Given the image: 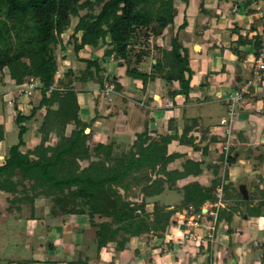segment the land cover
Segmentation results:
<instances>
[{"label":"trees","instance_id":"16d2710c","mask_svg":"<svg viewBox=\"0 0 264 264\" xmlns=\"http://www.w3.org/2000/svg\"><path fill=\"white\" fill-rule=\"evenodd\" d=\"M231 1L232 5L238 2L250 5L249 0ZM178 2L187 4L188 0H0V85L4 84L7 73L15 86L12 114L18 128L17 141L10 144L0 161V192L9 194L6 196L9 213L28 204L34 218L36 200L49 198L50 215L62 218L84 215L89 225L96 228L97 250L112 243L119 251L126 248L131 237L142 233L162 238L174 222L173 214L189 206L201 212L205 202H216L214 189L219 180L214 179V184L209 186L197 181L186 183L180 194H176L181 196L177 204L172 207L161 204L156 197L179 189L175 186L177 179L199 174V163L188 159L181 171L167 170L175 157L167 153L168 136L152 139L143 132L127 150L115 148V142L92 144L91 121L79 115L78 84L97 81L103 86L105 80H110L115 87L118 85L114 77L103 75L105 70L100 65L103 58L81 57L78 53L86 46H102L104 57L125 59L134 38L157 35L172 26ZM199 2L203 7L205 0ZM72 17L77 18L74 26H71ZM184 24L185 21L180 26ZM248 28L254 32L252 35L239 34L240 26L231 28L237 37L231 42L230 50L238 59L247 56L240 46L252 45L256 58L264 45V23L261 28L254 24ZM64 34L83 67L65 68L59 75L57 49H65ZM170 44L164 78L177 80L179 89L174 94L187 96L188 58L181 52L183 46L177 36L171 37ZM158 64L157 61L155 65ZM127 72L137 78L144 76L133 70ZM30 81L37 83L32 94L36 93L38 100L25 113L18 108L23 95L18 90ZM7 101L6 92L1 91L3 112ZM40 113L39 141L32 148L22 150L28 129L25 122ZM68 125L72 128L67 133ZM4 134V125L0 123V141ZM233 159L231 154L229 165ZM83 162L86 163L82 165ZM227 190L223 186L226 204L218 209L216 223L231 222L233 215L240 213L239 205H243L240 193H227ZM249 198L241 215L262 216L264 235V189L259 197ZM149 203L152 208L147 210ZM261 260L264 262V249ZM210 261L211 258L208 264Z\"/></svg>","mask_w":264,"mask_h":264},{"label":"crops","instance_id":"0c3cea01","mask_svg":"<svg viewBox=\"0 0 264 264\" xmlns=\"http://www.w3.org/2000/svg\"><path fill=\"white\" fill-rule=\"evenodd\" d=\"M261 1L263 0H255L259 5ZM199 3V0H188L187 4H177V13L172 26L167 27L162 33L157 35H148L146 38H134V42L130 45L128 56L125 59L117 58L113 55L104 57L103 47L101 46L96 48L86 46L83 48L78 55L81 57L103 58L104 60L100 63L105 70L103 75L114 77L118 86L115 87L112 100L108 102L102 95V85L97 81L78 84L79 115L83 120L91 121L93 131L91 139L93 141L106 143L108 136H112L111 139L113 141L118 136H121L124 139L123 141L128 144L126 150L143 132L152 139L168 136L166 137V150L168 154L172 153L175 157L168 163L166 169L181 171L183 163L188 159L198 162L201 169L197 175L190 174L184 178L177 179L176 188L180 189L186 183L193 181H197L203 186H209L214 184L215 180H219V185L222 180L225 181L226 177L229 183H233L230 180L240 174L249 173L251 182L253 181L252 188L255 191V198H257L260 190L264 189V71L255 86L251 88L250 93L244 95L238 104L229 147V156L231 154L234 155V159L230 165L228 162L224 164L220 149V143L223 141L219 140L221 131L214 123V112H211L214 107H212L211 103L217 100L221 105L227 107L223 96L238 88L242 80L244 64L249 68V72L252 70L255 60L253 57L254 48L250 44L240 46V50L247 54L241 60L230 50L231 42L237 37L234 34L231 40L225 39V36L230 37L231 35V32L227 30L231 24L227 21L226 13L231 7V2L228 0H205L203 7H200ZM239 3L236 5L238 9L234 13L238 17L239 22L235 25L240 26L239 34L244 35L247 29L249 33L248 27L250 25L247 26L245 24V26L241 27L244 21L240 18L242 9H239ZM181 4L184 5L181 6ZM195 4L197 6L193 11ZM206 7L211 11L203 13ZM231 10L234 11V8ZM246 12H249V10ZM259 13L261 11L254 13V18L261 17L260 15L263 16V14L259 15ZM250 20L251 18H249V22ZM184 21L185 24L180 26ZM233 26L231 25V28ZM70 31L71 29L67 32ZM251 33L253 34L254 32L250 31L249 34ZM172 36L178 37L183 46L181 52L185 53L188 58L190 83L187 96L180 93L174 94V91L179 89V82L177 80L168 81L164 78L166 72L165 64L171 49L170 40ZM141 39L144 42L143 44L139 42ZM64 43L65 39H63ZM68 46H64L65 49L62 51L60 62L58 59L59 75L62 74L65 68L78 70L83 67V63L77 60L72 46L70 44ZM132 47H138L139 50H133V52ZM69 51L73 52L74 60L69 56ZM157 61L160 64L155 65ZM127 70L143 73L144 76L141 78L134 77ZM187 76L188 72H185V77ZM22 96L29 97L27 95ZM22 99L25 98L20 96L18 108L22 112L28 113L26 110L29 111L31 107L37 104L38 96L34 93L32 97L33 104L31 102L26 103ZM6 106V115H9ZM0 114L2 117L0 123L4 125L6 132L9 117L11 116L7 117L8 120H6L5 112L3 113L2 111ZM35 116L26 122H30ZM88 130L89 128L86 129V131ZM1 142H4V139ZM4 154H0V161ZM242 156H244V160ZM243 182L247 183L248 181ZM167 194L172 195L171 193H164L162 197H167ZM205 203L209 204L210 202L207 201ZM167 205L172 207L170 203H167ZM77 216L83 217L84 215ZM234 216L238 217L239 215L235 213ZM243 217L246 218V215ZM34 218H36L35 215ZM66 218L70 219L69 217L62 218L61 216L52 217V219L59 221L58 225L53 226L58 235L56 240L64 236L63 239L66 238V240L62 239L60 242L58 240L65 248L63 253L72 252L73 250L76 252V248H79L78 246L85 247V234L88 235V233L85 230L82 231L81 227L85 226H79V224L78 226L75 224L77 226L75 227L77 229L75 232L74 229L71 232L64 230L62 223H64ZM38 221H43L44 223V220ZM227 223L224 220L223 228L226 233L220 235V238L219 236L216 237L219 242H223L222 238L226 239L224 243L225 241L227 242L228 236L230 234L233 235L237 229H240L237 227V229H233L234 231L230 230V226ZM50 226H46L45 231H41L42 234L48 232ZM144 234L147 233L131 237L129 240L130 245H135L133 238L141 237ZM233 241L234 244L238 243L237 239H233ZM89 246L83 252H81L83 249L79 251L75 260H69V263L61 262V264H128L126 259L129 257L140 261V257L147 256L143 252L144 250L142 251L143 248H141L139 243L131 247L135 249L134 251L125 248L117 251L118 253H107L109 254L108 259L106 258V253L102 252L107 245L103 246L99 251L97 248L94 250V248H89ZM36 247L40 248L39 251L44 248L41 242ZM36 247H32V249L34 248L33 256L35 262L31 259L30 264H48L44 261L36 262L38 259L36 256L39 255ZM237 248L239 249V247ZM51 250H53V246ZM89 251L94 253V258H90ZM127 252L131 253L128 254ZM45 255L46 257L40 258L42 260L52 259L53 255ZM56 256H54L55 260L61 259L60 256L58 258ZM153 258H155L154 254ZM163 260L164 258L159 255L155 262H160L161 264L162 261L163 264ZM148 262L150 263V261ZM28 263L24 262L23 264Z\"/></svg>","mask_w":264,"mask_h":264},{"label":"rangeland","instance_id":"374dc122","mask_svg":"<svg viewBox=\"0 0 264 264\" xmlns=\"http://www.w3.org/2000/svg\"><path fill=\"white\" fill-rule=\"evenodd\" d=\"M229 2H231V7L226 12L227 21H229L231 25H235L236 23L239 22L238 17L236 16V14H234L235 11L238 9V6L232 5L231 0ZM179 3H184V2H178L177 4ZM249 3L250 5L244 2L239 3V9H242V13H241L242 15L240 18H242V20L244 21L241 27L245 26V24H247V26L254 24L255 26H258L260 28L262 24L264 23V0L261 1L260 5L256 3L255 0H249ZM182 5L184 4H181V6ZM196 6L197 5L195 4V7H193L192 9L193 11L196 9ZM233 7H234V11L231 10ZM250 7H252L253 9L249 10V12H246L247 9ZM254 10H256V12H254ZM208 11H211V10L206 7L203 13L208 12ZM259 11H261L259 15L263 14V16L260 15L261 18L259 17L254 18L253 14ZM249 18H251L250 20L251 23L249 22ZM76 20H77L76 17L71 18V26H74V24L76 23ZM231 25H230V28H227V30L231 32V35L230 37L225 36V39L231 40L235 34V32H233L234 30L231 29ZM224 30L226 29L224 28ZM249 33L247 29L244 35H249ZM250 35H252V33ZM262 37H263L262 40H264V33ZM63 39L66 40L65 34L63 35ZM139 42H141V44L144 43L142 42V39ZM64 46L69 47L66 41L64 43ZM133 50L135 51L139 49L138 47H132V51ZM62 51L57 49V56H58L59 62L62 59ZM69 56L74 60V54L72 51H69ZM243 66H244V70H243L244 72L242 74V80L240 81L239 85L243 84L248 77L252 76V72L251 70L250 72L248 71L249 68L247 67V65L244 64ZM4 80H5L3 82L4 84L0 85V92L2 90L5 91L6 98L8 99L6 109L9 112V115H6V111H5V119L8 120L7 117L9 116L11 117H9L7 131L5 132V136H4V142L0 143V154L5 153L8 147L10 146V144L12 142L17 141L18 139L17 138L18 128L15 125L14 115L12 114L15 86L8 79L7 73H6V76L4 77ZM31 95L33 97V94ZM21 97L25 98V99H22V101H25L26 103L31 102L33 104L34 102L31 96H29L28 98L26 96H21ZM31 103L30 105H32ZM211 105L212 107H214V110H211V112H214L213 113L214 114L213 118L215 119L214 123L217 126L220 125L221 117L226 118V120H228V108L227 107L221 105V103H219L217 100L211 103ZM19 107H20V104H19ZM26 112L28 111L26 110ZM0 113H2L1 102H0ZM1 118L2 117L0 114V120ZM41 120H42V116L40 113V114H37V116H35L34 119L31 120L30 122H25V125L27 126L28 129L23 136L25 144L23 147H21L22 150H25L27 148H32L39 141L37 127L41 123ZM227 123L228 121L226 122V124ZM71 128H72V125H68L66 132L68 133ZM111 138L112 136H108L105 142L106 143L115 142L116 144L115 148H118L119 150H123V149L126 150V148L128 147V144L123 141L124 140L123 137L118 136L115 141H113ZM219 140L224 141L225 138L223 136H220ZM53 141H54V138L51 140V142ZM91 143L92 144L96 143V141L92 140ZM242 157L244 160L245 159L244 156ZM85 163L86 162H83L82 165H84ZM247 177L249 180L247 179ZM230 181H233V183L229 184L227 177L225 178L224 186L228 188L227 193L229 192L239 193L238 185L243 181H248L247 182L248 192L250 195L249 199L251 200L255 198L256 195H254V189L252 188L253 181L251 182V176L249 175V173L240 174L236 178ZM179 191L181 190L174 189L172 192H168L174 196L167 194V197H162L161 195L156 198L160 200L161 204L167 205V203H170V205L173 206L177 204L178 201H180L181 196L176 195ZM7 195L9 194L7 193L4 194L0 192V259H1L0 263L18 264L19 262H22V263L29 262L28 264H30L31 259H33V261L35 262L34 256H33L34 248L32 249V247L33 246L36 247L39 242L43 244L44 248L41 251H39L40 248L36 247L39 252L38 253L39 255H37L38 257L36 256V258H38L36 262L44 261L48 264H61V262L69 263V260L70 261L75 260V257L78 254V252L81 251L82 249L83 250L81 252H83L84 250L88 248L90 244L91 245L89 246V248L92 247V249L94 248L95 250L96 248L95 229L96 228L91 225H87L88 224L87 217L72 215V216H68L70 219L66 218L64 223H62L63 225L62 228H64V230H68V232L69 231L71 232L73 229L75 232L77 230L75 229V227H77L79 224V226L84 225L85 227H81L83 229L82 231L85 230V232L88 233V235L85 234L86 243L84 244L85 246L84 248L82 246H78L79 248H76V252H74L75 250H73L72 252L63 253V250H65V248L59 242L62 241L64 236H61V238L58 239L59 242L58 240H56V238H58V235L56 234V230L54 229L53 226L58 225L59 221L52 219V217L54 216L49 214L51 210L50 199L42 198V199L36 200L35 204L33 205V208H34L33 214L35 215L36 218L32 219L30 216L31 214L30 205L28 204H23L21 209L18 211H15L14 213H9L7 211V204H8L6 200ZM246 201L247 200L241 201V203H243L244 206L239 205L240 213H237L239 216L235 217L233 215L231 222L227 223L230 226L229 227L230 230L237 229V227L240 228V229H237L236 233H234L233 235L230 234L228 236L227 238V242L229 241L228 243L226 241L224 243V240L226 239L222 238L223 242L221 241L219 242L217 241V238H216L218 236L220 238V235H224L226 233V231L223 228L224 220H221L219 223H215V236L213 237V240L211 241V243H209L208 241L202 244H198L200 240L197 241L196 238H191V236H186L185 233L182 230H180L181 228L178 229L179 221H177L178 220L177 216L179 213H175L171 217L172 222L174 221L173 224L168 226L167 231L165 232L162 238L158 237L157 235L155 236L151 233L144 234L138 238H133L134 239L133 243L135 245L139 243L141 248H143L142 251L144 250L143 252L147 256L140 257V261H137V259L133 257H129L126 259L128 261L127 263L128 264H160V262H155L157 257L160 255L164 258L163 264H208V261L210 260V258H211V261L209 262V264H264V262L261 260V255L264 249V235L262 232L263 217L262 216H257V217H247L246 216V218H244L243 216L245 214L243 215L241 214L242 212H245ZM228 203L231 204L230 201H228ZM211 205H212L211 202L209 204L204 203L202 208H208ZM151 208H152L151 203H149L146 206V209L150 210ZM202 208H201V211H203ZM228 208H229V205H228ZM191 212L194 215H196V213H199V212H195L194 210H192ZM210 216L211 215L206 214V213L202 214V216L198 218L199 222L196 226L200 225L198 226L199 229L202 228L204 232H206L205 231L206 229L204 226L207 225V221H208V218H210ZM38 220H44V223L43 221L40 222ZM246 220L248 221L244 222ZM97 221H99V219H97ZM50 224L52 225L50 226ZM212 224L214 223L212 222L210 226H212ZM48 225L50 226L49 231L46 232L45 234H42L41 231H45V227ZM194 225L195 224L193 223V225L191 224V227H190V230L192 232L195 231V228H197ZM189 226L190 225H188V227ZM29 231L30 233H28ZM196 231L199 232L200 230L198 231V229H196ZM233 239L234 240L237 239L238 243L234 244ZM63 240H66V238ZM169 244H171V246H169ZM135 245H130V242H127L126 248L130 249L131 251H134L135 249L131 247ZM236 245L237 247H239V249L235 247ZM52 246H53V250H51ZM106 247L104 251L102 252L106 253L107 259L109 256V254L107 253H111V252L118 253L117 252L118 250L115 249L114 244L110 243ZM92 251H89V256L91 259L94 258V253ZM127 253L130 254L131 252L130 253L127 252ZM45 254H48L51 256L53 255L51 257L52 259L42 260L41 258L46 257ZM153 254L155 255V258H153ZM54 256H56L57 258L58 256H60L61 259L57 261L54 259L55 258ZM98 258H99V253H98ZM148 261H150V263ZM161 264H162V261H161Z\"/></svg>","mask_w":264,"mask_h":264},{"label":"built area","instance_id":"2783aa9c","mask_svg":"<svg viewBox=\"0 0 264 264\" xmlns=\"http://www.w3.org/2000/svg\"><path fill=\"white\" fill-rule=\"evenodd\" d=\"M263 71H264V45L260 50L259 55L254 60V66L252 67L251 70L252 76L248 77L243 84L238 86V88H235L234 90H232L229 93H226L223 96L228 107V120H226V118H222L220 120V125L217 127L221 131V136L225 138V140L220 143L221 144L220 149L222 152V158L224 164L228 162V158H229L230 139L233 132L234 121L237 115L238 104L243 99L244 95L250 93L251 88L254 87L255 84L258 82ZM36 85H37L36 82L30 81L28 85L24 86L18 91L23 95H31L32 90L36 87ZM101 92L103 97L106 98L108 102H110L112 100L113 94L115 93V83L110 80H105L103 82ZM227 121L228 123L226 124ZM223 186H224V181L222 180L220 184L216 186V188L214 189V195L217 198L216 202L212 203V205L209 206L208 208H205V211H201L199 213H196V215H194L191 212L193 210L192 206H189L187 207V209H183L181 212H179L177 216L178 217L177 221H179L178 229L181 228L180 230H182L186 236H191V238H196L197 241L200 240L199 241L200 243L198 242V244H202L208 241L209 243H211L213 237L215 236V223H216L217 212L220 207H223L225 205L222 200ZM204 213L211 215L210 218H208L209 222L207 221V225L204 226L206 232H204L202 228L199 229L198 226L200 225L196 226L199 222L198 218H200ZM212 222L214 224L210 226ZM193 223L195 224L194 226H196L197 228H195V231L192 232L190 230V227L191 224L193 225ZM188 225L190 226L188 227ZM196 229L200 231L197 232Z\"/></svg>","mask_w":264,"mask_h":264},{"label":"water","instance_id":"95a60500","mask_svg":"<svg viewBox=\"0 0 264 264\" xmlns=\"http://www.w3.org/2000/svg\"><path fill=\"white\" fill-rule=\"evenodd\" d=\"M252 9L253 8L250 7L247 9V11ZM238 191L244 200H247L249 198L248 186L246 182H242L238 185ZM203 211H205V208L203 209Z\"/></svg>","mask_w":264,"mask_h":264}]
</instances>
